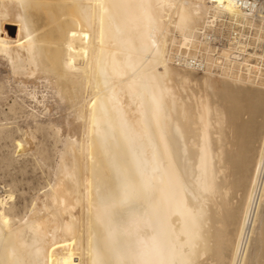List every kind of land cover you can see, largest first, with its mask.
<instances>
[{
  "label": "bare ground",
  "instance_id": "bare-ground-1",
  "mask_svg": "<svg viewBox=\"0 0 264 264\" xmlns=\"http://www.w3.org/2000/svg\"><path fill=\"white\" fill-rule=\"evenodd\" d=\"M235 1L0 0L10 79L80 105L50 189L22 216L0 200V264L263 262L264 0ZM223 16L260 49L214 47Z\"/></svg>",
  "mask_w": 264,
  "mask_h": 264
},
{
  "label": "rangeland",
  "instance_id": "rangeland-1",
  "mask_svg": "<svg viewBox=\"0 0 264 264\" xmlns=\"http://www.w3.org/2000/svg\"><path fill=\"white\" fill-rule=\"evenodd\" d=\"M208 1H210L209 5L218 6L224 3L229 7L232 5L234 9L238 7L235 0ZM13 28L16 30L15 26ZM232 31L243 33V39L252 44L251 50L260 49L259 47L257 48L256 42L252 38L254 30L248 25L243 26L234 19L227 18V16L216 20L208 31L213 46L218 49L227 47ZM218 36L225 38V43L221 46H217L219 45L218 42L217 45L214 43ZM13 37L11 36V38ZM198 64H201V66L198 67ZM191 65L196 69L198 77L204 75L206 67L201 57L195 59ZM180 67L184 68L185 64L181 63ZM158 71L162 72L163 68L157 67L155 72ZM211 77L214 79L219 78L216 70L213 71ZM10 78H12L10 64L6 59L0 58V200L6 201L8 206H11L18 215L22 216L32 208L35 201L42 198L43 194L53 184L60 150L68 135L66 133L69 127L67 128L66 123L74 120L73 117L78 111L76 107L80 105L76 106L77 104L74 102L65 101L67 104L56 96L53 98L52 91L45 87L44 81L34 80L33 77L24 78V76H17L18 79L15 78L16 82ZM25 79L30 82H22ZM34 81L37 82L35 84L38 86L33 84ZM22 84L23 86L21 87L25 90L19 86ZM29 84H33L32 87ZM43 88L47 91L46 93L40 90ZM31 95L34 96L32 97ZM42 96L44 99H42ZM48 109L50 110L48 111ZM72 114L74 115L73 117ZM50 120L57 121V124L60 122L58 124L59 126L61 125L59 135H56L55 130L49 126ZM76 122L79 124V121ZM18 141L23 145L21 150L17 146ZM261 264H264V259Z\"/></svg>",
  "mask_w": 264,
  "mask_h": 264
},
{
  "label": "built area",
  "instance_id": "built-area-1",
  "mask_svg": "<svg viewBox=\"0 0 264 264\" xmlns=\"http://www.w3.org/2000/svg\"><path fill=\"white\" fill-rule=\"evenodd\" d=\"M253 2V0H249V3Z\"/></svg>",
  "mask_w": 264,
  "mask_h": 264
}]
</instances>
